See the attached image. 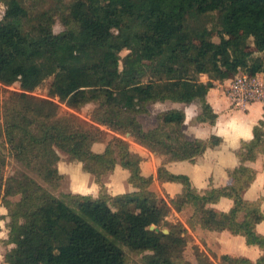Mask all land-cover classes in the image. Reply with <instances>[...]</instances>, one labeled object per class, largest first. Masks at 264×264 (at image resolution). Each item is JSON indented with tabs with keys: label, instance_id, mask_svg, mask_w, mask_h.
<instances>
[{
	"label": "trees",
	"instance_id": "1",
	"mask_svg": "<svg viewBox=\"0 0 264 264\" xmlns=\"http://www.w3.org/2000/svg\"><path fill=\"white\" fill-rule=\"evenodd\" d=\"M0 3V84H19L21 90L12 92L5 106L2 134L16 158L50 185L63 179L60 151L100 187L98 197L59 199L27 174L5 179L6 159L0 155V204L8 211L6 242L14 245L7 264H264V235L257 231L264 222V196L244 198L257 177L248 164L264 156V121L236 152L239 166L228 171L232 184L208 189L196 188L190 177L173 174L166 165L195 163L223 143L220 137L188 140L182 110L158 114L149 131L139 121L151 104L197 102L198 121L215 124L218 116L207 100L213 85L201 76L226 82L239 72L264 74V0H71L36 13L26 0ZM188 14L216 17L219 43L206 27L189 26ZM56 18L65 27L59 34L53 30ZM251 45L256 51L248 50ZM48 79V97L58 103L32 95ZM91 103L98 104L93 123L119 135L102 154L92 150L100 128L59 115L61 104L80 110ZM128 134L163 159L159 184H180L181 193L164 192L165 199L150 189L154 178L142 174L143 158L123 139ZM117 166L129 172L133 192L107 193L104 178ZM13 197L20 200L12 203ZM223 198L233 202L226 213L214 207ZM185 211L191 232L228 231L258 247L261 256L218 257L195 244V261L187 260L193 237L169 221ZM124 248L141 256V263H130Z\"/></svg>",
	"mask_w": 264,
	"mask_h": 264
},
{
	"label": "crops",
	"instance_id": "2",
	"mask_svg": "<svg viewBox=\"0 0 264 264\" xmlns=\"http://www.w3.org/2000/svg\"><path fill=\"white\" fill-rule=\"evenodd\" d=\"M229 82L230 80L226 82L211 81L213 88L210 89L207 100L213 108L214 113L218 116L215 124H210L208 122L202 123L198 121L197 117L201 112V106L197 102L192 104H181L166 101L163 103L151 104L148 107V114L141 115L142 117L149 116L153 120L147 127L143 125L141 122V116H139V121L144 130L149 131L157 126L158 114L169 110H182L185 113L183 130L188 140H208L212 136L220 137L223 140V143L219 147L215 149H208L202 157H199L195 161V163L174 162L166 165L169 172L176 175H186L190 177L193 185L198 189H208L211 186L215 188H223L232 184V179L230 178L228 171H231L239 166V159L236 156V152L239 151L242 141H250L253 138L254 126L257 125L260 119L263 120V103L252 104L246 111L237 110L236 108L234 109L229 97L226 98L228 95L227 92H225V88ZM204 84L206 83L204 82ZM235 113L238 117H235ZM238 113H244L245 115L240 116ZM101 128L103 129L105 127L101 126ZM129 144L131 150L140 154L143 158L141 168L144 176H153L155 183H158L160 188L170 197H174L175 195L181 193L182 186L180 184H159V182H157V170L163 164L162 158L151 153L149 150L134 143L133 141H129ZM262 159H264V156L259 157L257 162L248 164L257 171L256 180L250 189L244 194V198L248 201H256L261 196H264L263 186L261 184L262 174L259 167V165L262 166L260 163ZM119 172L123 174L128 173L127 171H123L120 166H117L112 175L116 176ZM78 186L80 189H84L80 183ZM116 190L117 192L119 191L117 188ZM214 207L219 212L226 213L233 207V202L229 199L223 198ZM262 209L264 211V203L262 205ZM6 215L7 211L5 207L0 205V217L5 218ZM5 220L7 219L5 218ZM5 220L3 219L0 223L1 242L8 239V230L5 227ZM197 230L201 232V236L206 238L204 241L198 240V242L203 244L205 247V242L211 245V241L215 239L220 245L221 242H224L225 250H222V253L217 255L218 257L222 255H230L256 261L262 254V251L258 247L248 246L243 237L234 236L228 231L209 232L200 228H197ZM257 231L264 235V222L257 226ZM210 249L213 250L212 254L216 253L214 248L210 247ZM203 251L208 253L207 249Z\"/></svg>",
	"mask_w": 264,
	"mask_h": 264
},
{
	"label": "rangeland",
	"instance_id": "3",
	"mask_svg": "<svg viewBox=\"0 0 264 264\" xmlns=\"http://www.w3.org/2000/svg\"><path fill=\"white\" fill-rule=\"evenodd\" d=\"M70 1L71 0H26V7L30 10V12L36 13V12H43V11H48V10H56V8H58L59 6L62 7L64 3L66 2L69 3ZM61 11L63 10L61 9ZM3 13H4V6L0 3V20L3 16ZM187 21H188L189 26L193 28L206 27L208 30H211V32L213 33V36H212L213 41L216 43H219L220 39L217 34L220 30V27L218 25V21L216 17H213V16L205 17V16L196 15V14H188ZM53 30L56 34H59L65 30L64 25L58 18H56L55 20V25H54ZM248 50L256 51L255 47L252 45L248 47ZM127 54H128V51H125L121 54V56L124 57ZM255 56H259V55L256 54ZM201 81L203 83L205 82L207 85H211L212 84L211 81L213 80H210L206 75H204V76H201ZM51 83H52V79H48L32 95L46 102L58 103L57 99L51 100L48 97V90H49ZM228 85L226 86V88L228 87ZM20 91L21 90H20L19 84H15L11 87H4L0 84V155L6 159V165L3 169L4 178L6 179L8 177L17 175L18 173L27 174L28 176L36 180L43 188H45L52 195H54L55 197L59 199H63L64 196L67 194H79V195H85V196H91V197H98L100 193V187L95 182L94 177L91 174L85 173L82 170V165L80 163L72 162L69 156H67L66 154L60 151H59V155H60L61 160L58 163L57 168L59 170V173L63 176V179L60 180L56 185H50L49 183H47L45 180L39 177L34 171H32L24 162H20L16 158V155L11 150V147L7 143L5 136L2 134V127L4 123L5 106L9 102V99L11 98V93L20 92ZM226 98H228V96H226ZM97 106L98 104L91 103V104L84 106L80 110H71L67 108L65 105L61 104L59 115L60 117H69L70 115H75L80 120L100 128L101 130L100 141L93 146L92 150L97 154H102L109 147L113 138L116 136L119 137V135L110 131L107 128L102 129L101 126H98L97 124L93 123V121L91 120V114ZM238 115L242 116L245 114L238 113ZM235 117H238L236 116V113H235ZM151 121L153 120L149 116H143V117L141 116V122L143 123L145 127H147L151 123ZM263 121H264V113H263ZM123 139H125L127 142L132 141L130 139V136L129 137L125 136ZM260 163L262 164V166L259 165V167H260V171L262 174L261 184L263 186V195H264V159H262ZM122 170L125 172L127 171L123 168ZM113 173L107 175L104 178V184L106 186L107 193L109 195L126 194V193L133 192L135 190L134 187L131 186L128 182L129 172L124 173V174L119 172L116 176H113L112 175ZM147 177H153V176L149 175ZM79 183L80 185L84 187V189L79 188L78 186ZM73 185L75 186V188ZM116 188L119 190L118 192ZM150 189L154 191L155 193H157L159 196L166 199V195L164 191L160 188L158 183H155V181L151 185ZM77 190H83V191H77ZM10 200L12 203H16L20 200V197H13V198H10ZM188 216H189V211H185L182 214L175 213L169 219L170 222L178 224L179 228H186L188 233H190L191 236L193 237L191 244L188 246L185 252V258L192 262L195 261L193 250H192V246L195 244H198L202 250L207 249L208 253L211 255H212L213 250L210 249V247L214 248V251H216V253L215 252L214 253L216 255L221 254L222 250H225L224 242H221V245H220L219 242L215 239L211 241V245L205 242L206 247L203 246V244H200L198 240L204 241V239L206 238L201 236L200 231L197 230L196 232H191L187 228L185 224V220ZM5 218L7 219L5 220V227L8 230V227H7V224L9 222L8 211H7V215ZM13 247L14 245L8 244L6 241H2V242L0 241V264H7L5 262V256ZM124 251L128 256L130 263H133V262L141 263V256L135 255L131 251L127 250L126 248H124Z\"/></svg>",
	"mask_w": 264,
	"mask_h": 264
},
{
	"label": "built area",
	"instance_id": "4",
	"mask_svg": "<svg viewBox=\"0 0 264 264\" xmlns=\"http://www.w3.org/2000/svg\"><path fill=\"white\" fill-rule=\"evenodd\" d=\"M226 91L232 106L237 110L246 111L252 104H264V74L252 76L239 72L230 79Z\"/></svg>",
	"mask_w": 264,
	"mask_h": 264
},
{
	"label": "water",
	"instance_id": "5",
	"mask_svg": "<svg viewBox=\"0 0 264 264\" xmlns=\"http://www.w3.org/2000/svg\"><path fill=\"white\" fill-rule=\"evenodd\" d=\"M127 136L129 137L130 135L128 134ZM155 229H156L155 226H151V230H155ZM156 230L159 231L158 229H156ZM164 233L167 234L168 232L165 230Z\"/></svg>",
	"mask_w": 264,
	"mask_h": 264
}]
</instances>
